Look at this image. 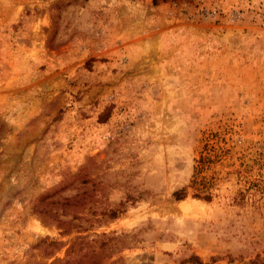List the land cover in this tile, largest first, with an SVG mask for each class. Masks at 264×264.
Returning a JSON list of instances; mask_svg holds the SVG:
<instances>
[{
    "label": "rangeland",
    "instance_id": "rangeland-1",
    "mask_svg": "<svg viewBox=\"0 0 264 264\" xmlns=\"http://www.w3.org/2000/svg\"><path fill=\"white\" fill-rule=\"evenodd\" d=\"M258 256L264 0H0V264Z\"/></svg>",
    "mask_w": 264,
    "mask_h": 264
},
{
    "label": "trees",
    "instance_id": "trees-1",
    "mask_svg": "<svg viewBox=\"0 0 264 264\" xmlns=\"http://www.w3.org/2000/svg\"><path fill=\"white\" fill-rule=\"evenodd\" d=\"M174 196L177 200H182L185 199L188 196L187 193V189L186 188H182L179 189L177 191L174 192ZM194 197L199 198V199H206V200H210L211 199V195H201L200 193H195L193 194ZM196 258H199L196 256ZM199 260V259H197ZM198 263H201V261H197ZM65 264H71V262H66ZM251 264H264V257H260L258 256L257 258L253 259L251 261Z\"/></svg>",
    "mask_w": 264,
    "mask_h": 264
}]
</instances>
